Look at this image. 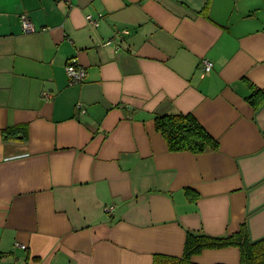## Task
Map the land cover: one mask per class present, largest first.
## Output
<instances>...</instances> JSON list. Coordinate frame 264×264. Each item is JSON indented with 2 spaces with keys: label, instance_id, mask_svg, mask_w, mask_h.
<instances>
[{
  "label": "crops",
  "instance_id": "crops-1",
  "mask_svg": "<svg viewBox=\"0 0 264 264\" xmlns=\"http://www.w3.org/2000/svg\"><path fill=\"white\" fill-rule=\"evenodd\" d=\"M70 61L83 83L69 84ZM254 88L264 0H0V264H154L181 258L188 232L243 225L263 239ZM176 112L219 148L170 151L155 118ZM192 262L240 264V252Z\"/></svg>",
  "mask_w": 264,
  "mask_h": 264
},
{
  "label": "trees",
  "instance_id": "trees-1",
  "mask_svg": "<svg viewBox=\"0 0 264 264\" xmlns=\"http://www.w3.org/2000/svg\"><path fill=\"white\" fill-rule=\"evenodd\" d=\"M249 98L252 107L257 109L264 102V90L254 88ZM155 125L172 152L201 154L208 149L217 150L219 148L218 141L192 114L176 112L157 116ZM185 192L189 197L193 196L191 189H186ZM227 248L239 250L240 264H264V238L252 242L245 225L236 234L224 237L188 232L181 258L159 255L155 257L154 264H194L192 258L204 251Z\"/></svg>",
  "mask_w": 264,
  "mask_h": 264
},
{
  "label": "built area",
  "instance_id": "built-area-1",
  "mask_svg": "<svg viewBox=\"0 0 264 264\" xmlns=\"http://www.w3.org/2000/svg\"><path fill=\"white\" fill-rule=\"evenodd\" d=\"M56 1H63V2H66V3H69L71 2V0H56ZM88 20V22L90 24H93V25H97V20H95L92 16H88L86 18ZM23 30H24V33L26 34H31V33H36L37 31H39L29 20H25L24 23H23ZM46 31V28H43L41 29V32H44ZM129 32L127 30H124V31H121V32H117V35H127ZM201 67H202V70L204 71V73H209L212 69H213V63L207 59H203L201 61ZM66 71H67V74L69 76V84L70 85H77V84H81L85 81L86 79V76H87V72L84 68L80 67L77 65V63L75 61H70L67 66H66ZM79 109L82 108L81 105L78 106ZM84 112V111H83ZM113 210V207H109V206H106L104 211L109 213Z\"/></svg>",
  "mask_w": 264,
  "mask_h": 264
}]
</instances>
